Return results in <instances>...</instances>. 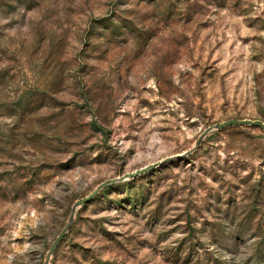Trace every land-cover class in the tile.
I'll use <instances>...</instances> for the list:
<instances>
[{
    "label": "rangeland",
    "instance_id": "1",
    "mask_svg": "<svg viewBox=\"0 0 264 264\" xmlns=\"http://www.w3.org/2000/svg\"><path fill=\"white\" fill-rule=\"evenodd\" d=\"M264 0H0V264H264ZM178 156V157H176Z\"/></svg>",
    "mask_w": 264,
    "mask_h": 264
},
{
    "label": "water",
    "instance_id": "2",
    "mask_svg": "<svg viewBox=\"0 0 264 264\" xmlns=\"http://www.w3.org/2000/svg\"><path fill=\"white\" fill-rule=\"evenodd\" d=\"M233 125H238V126H253V127H257L260 128L263 133H264V123L260 120H249V119H241V120H237V119H230L227 121H223L220 123H216L212 126L207 127L199 136V138L195 141L194 145L188 149L185 153H183L182 155H180L181 157L183 156H187L191 153L194 152V150L199 146V144L201 143L202 139L211 131L213 130H220L222 128H225L227 126H233ZM178 157V156H176ZM174 159V157H169L166 158L164 160H161L157 163L151 164V165H147L143 168H140L139 170H136L135 172L132 173H128V174H124L120 177L117 178H113V179H109V180H105L103 182H101L100 184H98L94 190L87 195L86 197L76 201L74 203V205L71 208L70 214H69V218H68V222L66 223V225L63 227L62 231L57 235V237L55 238V240L52 242L51 246L49 247L46 255H45V259H44V263L43 264H49V260L51 258V255L56 247V245L58 244V242L61 240V238L63 237V235L67 232L71 222L73 221V218L75 216V213L77 211V209L85 204L86 202H88L90 199H92L97 193H99V191H101L102 189H104L106 186L114 184V183H119L124 181L125 179H130L133 177H136L140 174H143L149 170H151L153 167L165 163L167 161H170Z\"/></svg>",
    "mask_w": 264,
    "mask_h": 264
}]
</instances>
